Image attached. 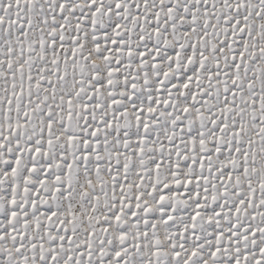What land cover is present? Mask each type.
<instances>
[{"label":"snow or ice","instance_id":"obj_1","mask_svg":"<svg viewBox=\"0 0 264 264\" xmlns=\"http://www.w3.org/2000/svg\"><path fill=\"white\" fill-rule=\"evenodd\" d=\"M0 264H264V0H0Z\"/></svg>","mask_w":264,"mask_h":264}]
</instances>
